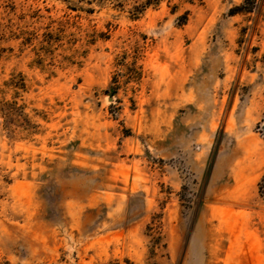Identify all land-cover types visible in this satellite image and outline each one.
Wrapping results in <instances>:
<instances>
[{
	"label": "rangeland",
	"instance_id": "374dc122",
	"mask_svg": "<svg viewBox=\"0 0 264 264\" xmlns=\"http://www.w3.org/2000/svg\"><path fill=\"white\" fill-rule=\"evenodd\" d=\"M136 1L0 0V264H264V0Z\"/></svg>",
	"mask_w": 264,
	"mask_h": 264
},
{
	"label": "trees",
	"instance_id": "16d2710c",
	"mask_svg": "<svg viewBox=\"0 0 264 264\" xmlns=\"http://www.w3.org/2000/svg\"><path fill=\"white\" fill-rule=\"evenodd\" d=\"M161 0H140V1H136V4L132 6V9H131V17L132 18H137L139 17L143 11L149 7V6H155L157 5ZM71 9L73 10H76V9H81L82 10V7L78 6V5H72L70 7ZM254 8V1L253 0H246L244 1L243 4H240L238 6L235 7V9L233 10V13H236V12H250L252 11ZM87 12H90L92 11V8H88V9H85ZM184 23V22H182Z\"/></svg>",
	"mask_w": 264,
	"mask_h": 264
}]
</instances>
